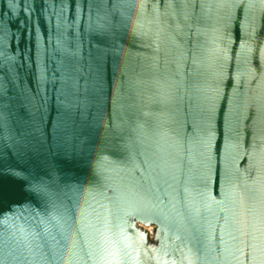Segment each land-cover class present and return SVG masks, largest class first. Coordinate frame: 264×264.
Here are the masks:
<instances>
[{
    "label": "water",
    "instance_id": "95a60500",
    "mask_svg": "<svg viewBox=\"0 0 264 264\" xmlns=\"http://www.w3.org/2000/svg\"><path fill=\"white\" fill-rule=\"evenodd\" d=\"M0 264H264V0H0Z\"/></svg>",
    "mask_w": 264,
    "mask_h": 264
},
{
    "label": "rangeland",
    "instance_id": "374dc122",
    "mask_svg": "<svg viewBox=\"0 0 264 264\" xmlns=\"http://www.w3.org/2000/svg\"><path fill=\"white\" fill-rule=\"evenodd\" d=\"M149 231H150L151 233H153V229H149Z\"/></svg>",
    "mask_w": 264,
    "mask_h": 264
}]
</instances>
